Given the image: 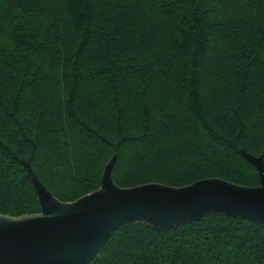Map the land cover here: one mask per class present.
<instances>
[{"label": "trees", "instance_id": "1", "mask_svg": "<svg viewBox=\"0 0 264 264\" xmlns=\"http://www.w3.org/2000/svg\"><path fill=\"white\" fill-rule=\"evenodd\" d=\"M264 162V0H0V215L219 178ZM94 264H264V224L208 216L114 231Z\"/></svg>", "mask_w": 264, "mask_h": 264}, {"label": "water", "instance_id": "2", "mask_svg": "<svg viewBox=\"0 0 264 264\" xmlns=\"http://www.w3.org/2000/svg\"><path fill=\"white\" fill-rule=\"evenodd\" d=\"M257 173L258 185H236L219 178L171 187L157 183L118 187L111 178L115 155L105 164L97 190L60 202L20 160L35 192L39 212L0 215V264H94L111 234L144 223L173 229L208 216L264 224V162L238 149Z\"/></svg>", "mask_w": 264, "mask_h": 264}]
</instances>
